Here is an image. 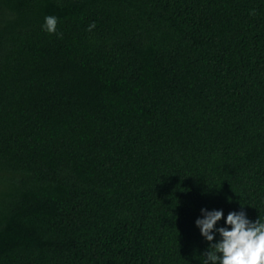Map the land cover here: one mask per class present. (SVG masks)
Segmentation results:
<instances>
[{
  "label": "trees",
  "instance_id": "16d2710c",
  "mask_svg": "<svg viewBox=\"0 0 264 264\" xmlns=\"http://www.w3.org/2000/svg\"><path fill=\"white\" fill-rule=\"evenodd\" d=\"M201 209L264 220V0H0V264H202Z\"/></svg>",
  "mask_w": 264,
  "mask_h": 264
},
{
  "label": "clouds",
  "instance_id": "9594fccd",
  "mask_svg": "<svg viewBox=\"0 0 264 264\" xmlns=\"http://www.w3.org/2000/svg\"><path fill=\"white\" fill-rule=\"evenodd\" d=\"M57 24L56 16L47 15L42 30L55 34ZM94 27L93 23L88 30ZM201 213L203 218L196 219L195 225L208 242V248L202 254V264H264V220L257 217L251 221L244 211H230L226 218L222 210L201 209ZM222 218L225 226L216 227Z\"/></svg>",
  "mask_w": 264,
  "mask_h": 264
}]
</instances>
